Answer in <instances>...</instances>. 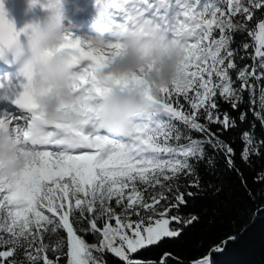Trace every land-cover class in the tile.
I'll list each match as a JSON object with an SVG mask.
<instances>
[{
  "label": "snow or ice",
  "instance_id": "6c2138e0",
  "mask_svg": "<svg viewBox=\"0 0 264 264\" xmlns=\"http://www.w3.org/2000/svg\"><path fill=\"white\" fill-rule=\"evenodd\" d=\"M106 3L112 29L140 34L146 52L164 48L168 42L183 48L176 78L155 91L140 73L106 78L119 88H141L147 101L159 109L138 118L122 137L100 131L92 117L93 102L109 90L107 83L98 80V73L121 54L122 36L97 48L65 34L62 47L74 52L70 78L74 103L64 108L79 111L78 125L45 119L37 102L44 93L29 87L27 69L15 79H0V92L15 105L12 113L0 115V130L15 133L21 152L27 149L31 155L11 178L0 173V264H60L62 258L65 264H107L105 254L122 264H157L136 254L178 240L200 222L199 214L181 209L190 199L223 191L221 157L253 204L264 198V190L254 193L248 186L235 163L234 141L224 138L251 113L253 121L239 137L240 159L250 166L253 156H264V137L255 132L256 122L264 129V0ZM43 5L59 8L58 0H45ZM20 34L6 19L0 0V47L15 42ZM236 34L254 37V47L247 41L233 47ZM222 104L239 115L222 109ZM201 165L221 182L203 183ZM262 182L264 171L254 178V183ZM261 214L264 203L251 210L249 223ZM247 227L223 238L193 264H212V254L235 242ZM46 234L55 236V242L46 243ZM87 235L97 242H87ZM170 258L179 264V258L169 252L158 264H167Z\"/></svg>",
  "mask_w": 264,
  "mask_h": 264
},
{
  "label": "clouds",
  "instance_id": "9594fccd",
  "mask_svg": "<svg viewBox=\"0 0 264 264\" xmlns=\"http://www.w3.org/2000/svg\"><path fill=\"white\" fill-rule=\"evenodd\" d=\"M29 3L30 6H35L32 0ZM58 4V10L48 5L41 6L46 14L35 25H28L25 32L30 58L22 70L27 69L30 75L29 87L44 93L37 97V102L45 119L53 123L62 120L75 126L81 121L79 111H68L64 108V105L74 103V92L70 84L74 52L70 48L62 47L69 28L64 24L67 17L62 0H58ZM93 7L96 16L93 18L92 27L97 35L89 36L88 42L94 47H102L105 34L111 33L114 37L122 36L125 46L121 54L110 60L98 73V80L107 83L109 90L96 102L92 117L97 129L109 136L122 137L132 131L138 118L159 109L147 101L141 88L135 85L119 88L106 78H121L140 73L154 91L167 87L176 78L184 50L168 42L164 48L154 47L146 52L145 40L140 34L117 32L109 25L101 23L106 16H110L109 5L105 0H94ZM18 47L19 37L15 42L4 43L0 47V58H3L4 53ZM15 137V133L0 130V173L7 178L20 171L26 161L31 159L27 149L21 152L22 146Z\"/></svg>",
  "mask_w": 264,
  "mask_h": 264
},
{
  "label": "trees",
  "instance_id": "16d2710c",
  "mask_svg": "<svg viewBox=\"0 0 264 264\" xmlns=\"http://www.w3.org/2000/svg\"><path fill=\"white\" fill-rule=\"evenodd\" d=\"M257 17L260 13L257 12ZM255 20L249 25L253 27ZM241 41H247L254 47L255 38L248 37L247 34H236L233 47L240 45ZM253 49L250 47L249 52ZM238 63L250 64V60L239 61ZM248 94L245 93L247 101ZM222 109L229 111L233 116H238V112H232L227 104L221 105ZM244 109L248 108L247 102L243 105ZM253 121L251 113L248 114L247 121L240 126L225 134L226 140L232 142V147L235 149V163L243 173L248 186L254 193L264 190V182L254 183V178L261 171H264V156L259 158L253 156L251 165H245L240 159V152L243 147L240 140L242 130L249 127V122ZM239 123V122H238ZM257 137H264V129H261L259 122H256L255 129ZM193 135H196L195 133ZM209 151H211L209 149ZM220 175L222 176L223 191L219 195H213L212 192L203 194V198L190 199L187 207H182V213L194 212L200 215V222L195 226L187 229L185 234L178 240H166L158 246H150L147 249L141 250L136 254V257L142 260H150L159 262L164 252H169L173 257L179 258V264H193L194 261L203 257L208 253L210 248L226 236L237 233L242 227L248 225L247 231L239 235L235 242H230L222 252L213 253L211 260L212 264H264V214L259 215L254 222L249 223L251 210L257 204L264 203V198H259L256 204H253L244 189L240 185V179L235 172H229L225 168L223 158L219 159ZM199 172L202 177V182L207 183L211 180L213 183H220L215 177L208 175L203 165L200 166ZM196 191L195 189H192ZM114 223V222H113ZM61 237L64 233H59ZM89 243L97 242V239L92 235L85 236ZM55 236L49 237L45 235L46 243H54ZM66 251V248L64 249ZM95 254V253H94ZM18 257H22V253H17ZM99 255V254H95ZM50 258L53 254L49 252ZM107 264H122L118 258L111 254H105ZM60 264H65V259L62 258ZM167 264H177L176 260L169 259Z\"/></svg>",
  "mask_w": 264,
  "mask_h": 264
},
{
  "label": "bare ground",
  "instance_id": "6f19581e",
  "mask_svg": "<svg viewBox=\"0 0 264 264\" xmlns=\"http://www.w3.org/2000/svg\"><path fill=\"white\" fill-rule=\"evenodd\" d=\"M81 1H83V0H81ZM105 2H107V0H105ZM89 13L94 14L96 16L95 9H91V11H89L88 14ZM105 18L101 22H103L105 20ZM74 25L76 26V28H74V31L76 34H78L79 38L82 40H84V39L88 40V37L85 36V34L88 33V35H89V29H93L92 25H89V27H86V26H83V23L80 24V21L74 22ZM93 32H95L94 29H93ZM85 63H87V62H85ZM97 101H98V99L93 102V106H95ZM4 111H5L4 109L0 110V115H4L6 113H12V112H4Z\"/></svg>",
  "mask_w": 264,
  "mask_h": 264
},
{
  "label": "rangeland",
  "instance_id": "374dc122",
  "mask_svg": "<svg viewBox=\"0 0 264 264\" xmlns=\"http://www.w3.org/2000/svg\"><path fill=\"white\" fill-rule=\"evenodd\" d=\"M72 32H73V31L69 29V33H71V34L73 35L74 38H79L78 34H76V33H74V32L72 33ZM66 34H68V33H66ZM83 41L88 42V40H86V39H84ZM4 112H7V111H4ZM0 215H2V213H0ZM145 215H147V214H145ZM132 219L135 220L136 217L133 216Z\"/></svg>",
  "mask_w": 264,
  "mask_h": 264
}]
</instances>
